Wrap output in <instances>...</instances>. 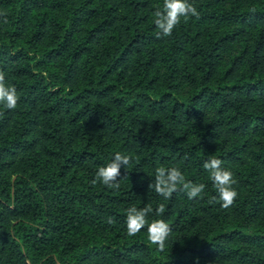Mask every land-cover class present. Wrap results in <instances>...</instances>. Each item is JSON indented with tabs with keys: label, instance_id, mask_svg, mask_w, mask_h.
I'll return each mask as SVG.
<instances>
[{
	"label": "trees",
	"instance_id": "trees-1",
	"mask_svg": "<svg viewBox=\"0 0 264 264\" xmlns=\"http://www.w3.org/2000/svg\"><path fill=\"white\" fill-rule=\"evenodd\" d=\"M189 2L199 18L158 37L163 0H0L19 97L0 105V264H264V0ZM116 152L120 187L92 184ZM212 158L237 181L227 209ZM158 167L204 192L165 199ZM146 206L163 250L127 234Z\"/></svg>",
	"mask_w": 264,
	"mask_h": 264
},
{
	"label": "clouds",
	"instance_id": "clouds-1",
	"mask_svg": "<svg viewBox=\"0 0 264 264\" xmlns=\"http://www.w3.org/2000/svg\"><path fill=\"white\" fill-rule=\"evenodd\" d=\"M154 16V23L159 30L157 36L168 37L171 36L174 28L181 23L182 17L185 20L190 16L199 18V13L189 0H163V9H157ZM18 100L19 97L15 86L6 85L5 73L0 71V105H3L5 109H15ZM130 162V156L116 152L114 158L106 166L98 168L96 178L91 183L96 184L100 182L109 188L118 189L120 187L118 182L120 168L122 165L127 167ZM221 165L222 161L220 159L212 158L204 162L203 168L210 173V179L218 194V202L221 203L223 208L227 209L234 203L238 195L236 189L233 187L237 181L233 173L221 167ZM205 187L206 185L203 183L194 184L190 181H185L181 170L176 167L168 169L158 167L156 169L155 182L149 184V188H154L155 192L165 199H170L174 192L182 191L191 200L200 196L204 192ZM213 199L216 200L217 198L214 197ZM152 211L151 206H146L142 209H137L136 207L127 209V234L135 236L147 225L149 241L163 250L165 241L171 233V227L163 219L153 220L149 224L146 217ZM164 211L165 207L163 204L159 205L156 209L158 215L163 214ZM111 222L109 220V223Z\"/></svg>",
	"mask_w": 264,
	"mask_h": 264
}]
</instances>
